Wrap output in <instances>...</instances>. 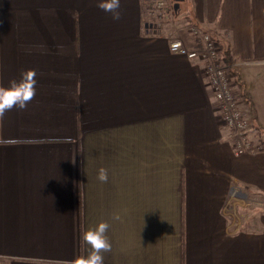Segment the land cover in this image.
<instances>
[{
	"label": "crops",
	"instance_id": "obj_1",
	"mask_svg": "<svg viewBox=\"0 0 264 264\" xmlns=\"http://www.w3.org/2000/svg\"><path fill=\"white\" fill-rule=\"evenodd\" d=\"M98 2L0 0V84L38 81L0 120V264H72L101 221L104 264H264V0L161 18L121 0L118 21ZM201 33L229 51L255 153L234 154L202 62L170 49Z\"/></svg>",
	"mask_w": 264,
	"mask_h": 264
},
{
	"label": "built area",
	"instance_id": "obj_2",
	"mask_svg": "<svg viewBox=\"0 0 264 264\" xmlns=\"http://www.w3.org/2000/svg\"><path fill=\"white\" fill-rule=\"evenodd\" d=\"M148 5L155 9L156 16L161 18L166 13L167 0H145ZM152 25L145 23V29L148 31ZM194 34L198 31L194 28ZM201 46L199 48L190 49L179 40L172 41L170 49L173 53L184 55L190 59H198L202 62L204 73L209 78L215 100L221 112V120L223 124L230 130L232 137L237 142L236 149L241 154L255 153L261 146L255 145L247 136L249 129L248 119L241 113L238 102L236 101L231 80L224 66L218 62L219 48L215 41L206 33L199 34Z\"/></svg>",
	"mask_w": 264,
	"mask_h": 264
},
{
	"label": "clouds",
	"instance_id": "obj_3",
	"mask_svg": "<svg viewBox=\"0 0 264 264\" xmlns=\"http://www.w3.org/2000/svg\"><path fill=\"white\" fill-rule=\"evenodd\" d=\"M97 7L106 13H110L114 21L122 17L121 0H99ZM37 72L35 69L23 70L20 78L9 81L7 87L0 84V120L7 112L13 109L24 111L34 100L37 93ZM8 141L0 140V144H7ZM97 179L101 183L108 182V170L100 168ZM113 219L120 220L119 214ZM110 228L107 221L99 222L95 227L88 228L81 233L83 244L88 246L87 255L77 257L72 264H104V254L111 252L112 244L106 235Z\"/></svg>",
	"mask_w": 264,
	"mask_h": 264
},
{
	"label": "trees",
	"instance_id": "obj_4",
	"mask_svg": "<svg viewBox=\"0 0 264 264\" xmlns=\"http://www.w3.org/2000/svg\"><path fill=\"white\" fill-rule=\"evenodd\" d=\"M169 9H170V11L173 12V6H171ZM218 48L220 50L218 62H220L224 66L228 75L235 77L236 74H235L234 70L231 68V57H230L229 51L225 48H222V47L221 48L218 47ZM235 80H236V83L238 82L239 86H241V83H240L239 78L237 76H236ZM241 96H243V95L241 94Z\"/></svg>",
	"mask_w": 264,
	"mask_h": 264
},
{
	"label": "rangeland",
	"instance_id": "obj_5",
	"mask_svg": "<svg viewBox=\"0 0 264 264\" xmlns=\"http://www.w3.org/2000/svg\"><path fill=\"white\" fill-rule=\"evenodd\" d=\"M145 7L148 9V13L149 12H151L152 13V15H155L156 14V12H154L155 11V9L153 8V6L151 5V7L148 5V1H147V3L145 4ZM171 7V5L170 4H167L166 5V13H163L164 14V16H167V14H168V12H170V8ZM172 12V11H171ZM164 16H162V17H164ZM232 86V85H231ZM233 89V88H232ZM233 93H235L234 91H233ZM235 95V94H234ZM235 98H236V101L238 102V98L236 97V95H235ZM238 107H239V102H238ZM240 109V108H239ZM240 111H241V109H240ZM242 113V112H241ZM243 114V113H242ZM250 124V123H249ZM225 126V125H224ZM226 127V126H225ZM227 128V127H226ZM228 129V128H227ZM248 131H249V129L247 130V136H248ZM228 137H230V139H231V142H232V146H233V152H234V154L236 155V156H241V155H246L247 153H245V152H243V153H239L238 152V150L236 149V147H237V142H236V140H234V137H232V133H230V130L228 129ZM249 137V136H248ZM251 141H252V139H251ZM254 141V140H253ZM252 141V142H253ZM257 143V142H256ZM258 146H260V145H258Z\"/></svg>",
	"mask_w": 264,
	"mask_h": 264
},
{
	"label": "water",
	"instance_id": "obj_6",
	"mask_svg": "<svg viewBox=\"0 0 264 264\" xmlns=\"http://www.w3.org/2000/svg\"><path fill=\"white\" fill-rule=\"evenodd\" d=\"M172 1H173V10L177 12L179 8V2L182 0H172Z\"/></svg>",
	"mask_w": 264,
	"mask_h": 264
}]
</instances>
